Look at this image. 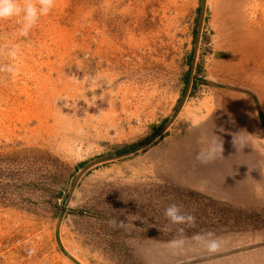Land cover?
<instances>
[{"label":"rangeland","instance_id":"rangeland-1","mask_svg":"<svg viewBox=\"0 0 264 264\" xmlns=\"http://www.w3.org/2000/svg\"><path fill=\"white\" fill-rule=\"evenodd\" d=\"M20 27L0 21V264H264V0H57Z\"/></svg>","mask_w":264,"mask_h":264},{"label":"clouds","instance_id":"clouds-1","mask_svg":"<svg viewBox=\"0 0 264 264\" xmlns=\"http://www.w3.org/2000/svg\"><path fill=\"white\" fill-rule=\"evenodd\" d=\"M57 0H0V21L19 19L21 27L19 29L20 35L27 36L29 31L37 24L42 16H47L56 6ZM10 56H15V51L9 53ZM8 71H13L11 66ZM221 151L223 149L221 148ZM198 159L200 156L197 157ZM164 215L171 224L184 225L191 224L195 218L190 214L184 213L180 205L173 203L167 206L164 210ZM114 226L123 228L124 221L112 222ZM183 232V228L179 229ZM197 240L204 241L207 251L215 253L219 251L221 241L219 238L213 236L212 233L196 234L194 237ZM34 250L29 251L32 255Z\"/></svg>","mask_w":264,"mask_h":264},{"label":"crops","instance_id":"crops-1","mask_svg":"<svg viewBox=\"0 0 264 264\" xmlns=\"http://www.w3.org/2000/svg\"><path fill=\"white\" fill-rule=\"evenodd\" d=\"M201 82V81H200ZM210 122V123H208ZM208 123V124H206ZM204 125L200 127L199 131L197 133H195V135L191 136L186 143L184 144L185 147H183V159L185 157H189V159H192L196 164H198L197 168L200 167H204L205 171H206V175L209 176V179L205 180V179H197L195 182H193V185L199 181L201 183L204 184H210L213 182L214 179L212 178V168H214V165L212 164V160H208L209 157H212V128L210 129V125L212 126V119L211 120H207L205 123H203ZM206 124V125H205ZM191 141H195L196 145H191L190 142ZM200 150V154L194 152L195 149ZM182 156V154H181ZM195 156H200L199 159L194 158ZM181 158V157H180ZM186 160V159H185ZM196 161L200 162L197 163ZM190 167L189 165L187 166V168ZM186 168V169H187Z\"/></svg>","mask_w":264,"mask_h":264},{"label":"trees","instance_id":"trees-1","mask_svg":"<svg viewBox=\"0 0 264 264\" xmlns=\"http://www.w3.org/2000/svg\"><path fill=\"white\" fill-rule=\"evenodd\" d=\"M204 81H202L203 83ZM166 121H163L159 127H157L156 130L152 131V134L148 137V138H145L143 141L141 142H138V143H135V144H132V145H129V146H126V147H123L119 150H116L114 155L113 156H117V157H122V156H126V155H129L131 152H134L136 151V148L142 146L144 143H149L150 139L153 138L155 135H157L161 128H162V125L165 123ZM83 165L80 164V166Z\"/></svg>","mask_w":264,"mask_h":264}]
</instances>
